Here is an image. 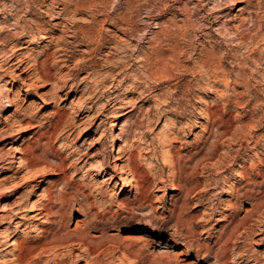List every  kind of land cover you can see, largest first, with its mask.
Here are the masks:
<instances>
[{"label": "rangeland", "instance_id": "obj_1", "mask_svg": "<svg viewBox=\"0 0 264 264\" xmlns=\"http://www.w3.org/2000/svg\"><path fill=\"white\" fill-rule=\"evenodd\" d=\"M243 1L0 0V264L16 232L22 264H264V0ZM61 192L96 249L43 250Z\"/></svg>", "mask_w": 264, "mask_h": 264}, {"label": "bare ground", "instance_id": "obj_2", "mask_svg": "<svg viewBox=\"0 0 264 264\" xmlns=\"http://www.w3.org/2000/svg\"><path fill=\"white\" fill-rule=\"evenodd\" d=\"M192 1V0H191ZM207 1H211V0H207ZM215 1V0H214ZM220 1V0H219ZM243 1V0H242ZM246 1V0H245ZM170 2V1H169ZM244 2V1H243ZM225 4V3H223ZM91 5V4H89ZM217 6V5H216ZM89 7V6H88ZM86 8V7H85ZM92 12V11H91ZM61 13V12H60ZM160 15V14H159ZM196 16V15H195ZM111 17V16H110ZM118 21V20H117ZM151 26V25H150ZM92 29V28H91ZM125 30V29H124ZM84 33V32H83ZM77 36V35H76ZM98 37V36H97ZM101 39V38H100ZM90 41V40H89ZM88 41V42H89ZM112 48V47H111ZM73 52V51H72ZM66 54V53H65ZM70 54V53H69ZM65 56V55H64ZM158 67V66H157ZM161 67V66H160ZM224 81V80H223ZM12 103L11 100L8 98V100L5 102V106L4 108H2V111H6L8 108H10L12 106ZM5 121L7 124H9V119L8 118H5ZM117 137V136H116ZM100 139L101 138H97L95 141H94V144H98L100 143ZM164 141V140H163ZM128 144V143H127ZM163 143H161L162 145ZM113 150L114 147H113ZM101 151V150H100ZM20 150L18 148L15 149V153H19ZM96 154V153H95ZM94 154V155H95ZM167 155L164 156V158L161 160L162 161V166L163 167H167L168 165H170L171 163V155L169 153H166ZM0 164H2L4 167V169H7L6 165L8 164L7 160L6 159H1L0 160ZM104 166V165H103ZM25 165H19L17 170H16V173H20L23 169H25ZM61 167V166H60ZM105 169V166L103 167ZM54 170V169H53ZM89 170V169H88ZM41 173H43V171H41ZM41 173L37 174L36 172H32V175H31V179L34 177H38L41 175ZM30 179V180H31ZM5 180V179H3ZM3 180H0V185H2V181ZM30 180H27V181H24L21 180V179H17L13 182V185L11 186L10 188V192L14 193V192H18V191H21L22 189H24L27 185V183H29ZM133 180L132 179H128L125 184H124V187L122 188V191L123 192H126L128 191L129 188L133 187ZM9 192V194H10ZM250 192V190H247L246 192V195L247 193ZM50 195V194H49ZM23 197V195L21 196V198ZM10 198V195H7V199ZM20 198V197H19ZM24 198V197H23ZM22 198V199H23ZM46 198V197H45ZM73 198H68L67 197V194L64 193V192H61L58 194V202L55 206V208L51 205V203H54L52 200H51V196H47V198L44 200L43 203H41V207L39 208V212H38V215H47L49 218H48V221L50 220V224L52 226H55L54 229L52 231L49 232V235H51V237L49 238V236H46L45 238V241H44V244H43V250L45 252H47V250H53L56 246H58V244L60 245H69V246H72L70 249L68 248V251H69V254H71L72 250L74 248H76L77 246L79 248H82L84 245H86V243H89L90 245H92L94 248L93 249H96L95 247H97L98 243L95 239H97V236H91L90 232L88 231V229L90 228V221L92 222V220L90 219V215L89 213L84 209V212L82 211L84 214V218L83 220H80L79 224H77V226L73 229V230H67L66 228V221L68 219V206H69V203L70 201L72 200ZM39 202V201H38ZM79 202V201H78ZM30 204L27 202V201H24L23 200H20L19 202V208H17L14 212V215H16L17 217L19 218H23L25 219L26 216H27V212L35 209V207H37V201L36 202H33L31 204V208H29ZM83 207V206H82ZM81 207V209H82ZM86 207V206H85ZM84 208V207H83ZM37 209V208H36ZM252 212V211H251ZM247 217V216H246ZM32 218H34V216H32ZM94 221V220H93ZM93 224V223H92ZM47 230V229H46ZM3 231V230H2ZM5 232V231H4ZM7 233V232H6ZM5 233H0V238L2 237H5L7 235H5ZM20 235L18 232H16L15 234L12 235V239L14 240L12 242L13 244V247L16 251V249H19V252L14 260V263L13 264H22L26 254H27V251L25 250L24 247H22V244L21 242L18 241ZM96 237V238H94ZM134 236L128 234L127 236H125L124 238V243H131V241L133 240L134 241ZM7 239V238H6ZM138 240V239H137ZM139 240L144 242V236L141 235L139 236ZM57 243V244H56ZM56 244V245H54ZM52 247H51V246ZM54 245V246H53ZM131 245V244H130ZM0 246H1V242H0ZM88 246V245H87ZM68 247V246H66ZM89 247V246H88ZM35 248V247H34ZM33 248V249H34ZM91 248V247H90ZM33 249H29V250H33ZM89 249V248H88ZM18 251V250H17ZM43 251V252H44ZM52 252V251H51ZM30 252L28 251V254ZM27 254V255H28ZM179 255V256H186L187 254L183 251V252H178L176 254V256ZM175 257V256H174ZM178 257V256H177ZM176 257V258H177ZM175 258V259H176ZM177 260V259H176ZM251 261V260H250ZM196 264V262H193V264Z\"/></svg>", "mask_w": 264, "mask_h": 264}]
</instances>
